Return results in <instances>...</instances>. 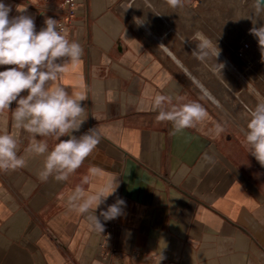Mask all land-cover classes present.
I'll return each mask as SVG.
<instances>
[{
	"label": "crops",
	"instance_id": "0c3cea01",
	"mask_svg": "<svg viewBox=\"0 0 264 264\" xmlns=\"http://www.w3.org/2000/svg\"><path fill=\"white\" fill-rule=\"evenodd\" d=\"M77 1L67 30L84 54L58 83L88 96L82 102L88 119L74 135L95 127L101 140L65 182L38 179L43 156L28 157L24 168L0 172V264H163L160 258L165 264H264V167L241 144L249 110L245 88L238 82L236 92H225L229 73L222 58L203 62L195 69L200 78L222 86L224 104L217 106L191 83L179 51L150 42V35L162 36L165 28L158 25L163 21L159 11L145 17L161 29H149L148 35L124 13V0ZM199 1L204 0H185L183 8ZM3 2L12 6L10 17L18 14L17 5L26 8L37 31L46 17L60 14L43 15L49 2L42 0ZM218 48L227 53L226 46ZM260 56L251 61L256 65L252 80L264 96ZM202 69L212 74L204 76ZM237 79L242 81L239 74ZM157 93L171 95L174 103L177 97L180 103L199 101L208 119L174 133L170 122L156 120L151 101ZM230 95L236 98L233 108ZM257 98L250 108L261 103ZM217 122L225 127L219 137L209 132ZM3 131H15L11 110L0 113ZM20 139L19 154L26 155L29 134L21 131ZM48 142L50 149L57 143ZM92 168L98 174L90 176L86 189L119 184L96 215L117 198L125 201L122 215L109 221L99 217L103 233L66 207L67 197Z\"/></svg>",
	"mask_w": 264,
	"mask_h": 264
},
{
	"label": "clouds",
	"instance_id": "9594fccd",
	"mask_svg": "<svg viewBox=\"0 0 264 264\" xmlns=\"http://www.w3.org/2000/svg\"><path fill=\"white\" fill-rule=\"evenodd\" d=\"M166 2L173 9L183 8L185 4V0ZM250 5L252 11L244 18L252 22L250 34L257 38L264 53V25L255 26L258 19L264 20V0H250ZM16 11L18 14L10 17L12 6L0 0V66H11L0 71V113L11 110L15 129L0 132V172L24 168L28 157L43 156L38 179L47 182L53 178L65 182L90 157L101 140L95 127L80 136L74 135L88 119L86 107L82 106L88 96L83 92H70L58 83L69 65L79 63L84 49L77 40L69 38L68 30L59 20L46 17L44 26L37 31L34 18L25 14L26 8L17 5ZM192 40L196 41V46L191 55L201 63L205 62L212 42L201 33H196ZM218 56L219 49L215 57ZM151 105L157 113V122H170L174 133L197 128L208 119L206 109L195 100L180 103L177 97L174 103L171 95L157 93ZM21 131L30 137V143L24 149L26 155L19 154ZM209 132L219 137L225 127L217 122ZM49 138L57 141L51 149ZM241 144L264 167V103H257L248 110L246 133ZM97 174L96 168L89 170V175H85L82 183L67 197L66 207L69 212L86 216L95 229L103 233L104 225L99 217L109 221L122 215L125 201L117 198L106 210L100 211L98 217L96 210L115 193L119 184L86 189L84 185L90 183V176Z\"/></svg>",
	"mask_w": 264,
	"mask_h": 264
},
{
	"label": "rangeland",
	"instance_id": "374dc122",
	"mask_svg": "<svg viewBox=\"0 0 264 264\" xmlns=\"http://www.w3.org/2000/svg\"><path fill=\"white\" fill-rule=\"evenodd\" d=\"M124 1V13L127 14L134 26L136 25L142 28L148 35L149 29L155 32V30L159 29V27L156 26V28H154V24H151V22L148 23V21H145V19L147 17L149 18V15L152 16L154 14L153 12H155V14L160 13V15L163 17V21L158 25L165 28L163 29V33L161 31L162 36L155 35L154 37H152V35H150V42H152L154 46H160L162 50H165V48L164 46L161 47V45L165 44L171 48H175L177 52L179 51V55H181V61L185 64V66H187L186 68H184L186 70V74H188V76L191 75V83H193L201 92H206L207 94L209 92V97L214 100L217 106L222 107V105L224 104L223 101L219 97H217L214 92H212L213 90L211 88L212 86L210 85V82L208 85L204 83V81L198 75V72L195 71V68L197 69L199 65L202 64L191 55L193 48H195L196 46V41L192 40V37L196 33L203 34L212 42L209 48L210 55L204 63H209L210 59L222 58L221 63L223 64V67L228 69L229 79L227 81H224L223 83V88H226L225 92H236L239 82L242 85L241 87L245 88V90L247 91V96H249L247 97L248 103L246 104L249 109L250 104H253L252 100H254V96L258 97V101L264 103V96L258 91L259 87L256 85L255 81L252 80V78L254 79L255 77L254 69L256 68V65L251 62L250 58L247 59L248 55L247 58L243 59V61H241L239 65L235 61V52L237 49H239L240 44L242 42L248 41L249 39H253L255 41L257 39L253 35H251L249 31L253 25L249 24V22L247 21L248 19L244 18L248 16L250 0H204L199 1L197 4H192L188 8L181 9H173L170 6H160V2L158 0H140L145 3L142 5V8L137 7L135 3L137 0ZM143 17L146 18L144 19ZM176 17L179 18L177 19ZM137 23L143 24L138 25ZM197 27H199L200 29L197 30ZM219 44L226 46L227 53L218 48L219 56L215 57L218 51L216 46L218 47ZM258 46L261 50L259 44ZM258 52L256 51V54ZM229 53H231L232 55H230ZM249 53L252 54L251 52ZM260 55L262 54H257L259 58L261 57ZM224 58L228 59V61H226ZM186 59L191 63H193L194 61L195 66L194 63L191 64V66L185 63ZM237 74H239V78L242 81H239L237 79ZM261 81L264 88V80ZM214 84L215 90L220 91V89L222 88L221 84ZM209 85L211 87H209ZM230 96V103L232 106H235L234 100L236 98H234V96L232 95ZM251 97L252 100L250 99V102L249 98Z\"/></svg>",
	"mask_w": 264,
	"mask_h": 264
},
{
	"label": "built area",
	"instance_id": "2783aa9c",
	"mask_svg": "<svg viewBox=\"0 0 264 264\" xmlns=\"http://www.w3.org/2000/svg\"><path fill=\"white\" fill-rule=\"evenodd\" d=\"M42 1H46L49 2V8L48 9H43L42 10V14L46 15V16H50V11H58L60 14L58 15V17L56 18V20H59L60 24L63 25L64 28L67 29V25L68 23L75 17V13H76V9H77V5H78V1L77 0H59V3L56 4L54 2V0H42ZM253 40V39H249L246 42H242L239 46V49L236 50L235 54H236V58L235 61L236 63H238V65L240 64L241 61H243V59L250 58V60L252 61V59L258 57L257 54L261 53L262 57L264 55V53H262V51L260 50L258 43ZM252 49H256V51L258 52L256 54V51L251 52L252 54H250V50ZM250 54V56H249ZM160 261L165 264V260L164 258H160Z\"/></svg>",
	"mask_w": 264,
	"mask_h": 264
},
{
	"label": "bare ground",
	"instance_id": "6f19581e",
	"mask_svg": "<svg viewBox=\"0 0 264 264\" xmlns=\"http://www.w3.org/2000/svg\"><path fill=\"white\" fill-rule=\"evenodd\" d=\"M155 1V0H154ZM247 2V1H246ZM136 5H137V7L139 8V7H141L142 8V5L143 4H145L144 2H142V1H140V0H137L136 2ZM162 3V2H161ZM248 3V2H247ZM250 4V3H249ZM246 6V5H245ZM147 7V6H146ZM143 10H145V9H143ZM150 10V9H149ZM142 11V10H141ZM147 11V10H146ZM248 15L251 13V11H252V9H251V5L249 6V8H248ZM144 12V11H143ZM140 13V12H139ZM154 14H155V12H153ZM160 15V14H159ZM159 15H158V17H159ZM157 17V16H156ZM148 18V17H147ZM153 18V17H152ZM177 18V17H176ZM179 18V17H178ZM177 18V19H178ZM154 19H155V17H154ZM159 19H160V17H159ZM158 19V20H159ZM146 20V19H145ZM157 20V19H156ZM248 22H249V24H251V25H253L252 24V22L248 19L247 20ZM151 22H152V20H151ZM194 22V21H193ZM191 23V22H190ZM189 23V24H190ZM263 23H264V20H259L258 19V21H257V24L255 25L256 27H260V26H262L263 25ZM154 24V23H153ZM157 24V23H156ZM161 24V23H160ZM188 24V23H187ZM163 25V24H162ZM190 26V25H189ZM155 27H156V25H155ZM157 27H159L158 25H157ZM253 27V26H252ZM160 28V27H159ZM197 30H199L200 28L199 27H197L196 28ZM161 29H159V31H160ZM163 30V29H162ZM167 31V30H166ZM165 32V31H164ZM162 46H164V48L167 50V51H169V48H168V46L167 45H163L162 44ZM171 51V50H170ZM255 50H250V52H254ZM173 55V54H172ZM171 55V56H172ZM175 57V56H174ZM178 60V59H177ZM181 61V60H180ZM182 62V61H181ZM183 65V64H182ZM183 66H185V65H183ZM196 69V68H195ZM188 72H190V71H188ZM202 72H204L203 74H204V76L206 75H210V74H212L211 73V71L209 72V70L208 69H202ZM201 73V72H200ZM191 76V75H190ZM252 76V75H251ZM205 78V77H204ZM214 79V78H213ZM210 80H212V79H210ZM210 85L212 86V92H214L215 94H216V96L217 97H219L220 98V95H219V91L218 90H215V84H214V82L212 81V82H210ZM218 88V87H217ZM226 89V88H225ZM206 91V90H205ZM208 91V90H207ZM208 96L210 95L209 94V92H208V94H207ZM211 96H212V94H211ZM229 96V95H228ZM224 98V97H223ZM222 99V98H221ZM250 99L252 100V97L251 98H249V101H250ZM226 102H228V100H226ZM231 102V101H230ZM228 103L229 104V106H231L232 108H233V106L231 105V103ZM257 103V102H256ZM238 108V107H237ZM241 111V110H240ZM243 121V120H242Z\"/></svg>",
	"mask_w": 264,
	"mask_h": 264
}]
</instances>
